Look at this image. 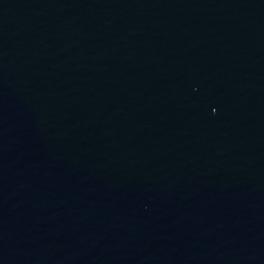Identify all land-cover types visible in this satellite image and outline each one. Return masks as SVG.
<instances>
[{
	"label": "water",
	"instance_id": "water-1",
	"mask_svg": "<svg viewBox=\"0 0 264 264\" xmlns=\"http://www.w3.org/2000/svg\"><path fill=\"white\" fill-rule=\"evenodd\" d=\"M0 264H264V0H0Z\"/></svg>",
	"mask_w": 264,
	"mask_h": 264
}]
</instances>
